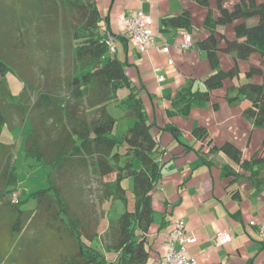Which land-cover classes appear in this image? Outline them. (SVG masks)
<instances>
[{
  "label": "trees",
  "instance_id": "1",
  "mask_svg": "<svg viewBox=\"0 0 264 264\" xmlns=\"http://www.w3.org/2000/svg\"><path fill=\"white\" fill-rule=\"evenodd\" d=\"M99 17L96 0H0V135L9 125L8 114H17L23 121L31 111L36 112L25 133L23 152L48 168V185L21 200L12 146L0 142V264L147 262L144 233L151 222L152 192L161 167L153 158L159 150L150 132L151 124L130 87L126 62H120L105 45L106 33L117 35L109 26L100 29ZM163 24L187 32L190 29L186 13L170 17ZM228 24H234V40H225L224 48L218 50L216 26ZM203 27L209 36L199 47L205 51L212 70L217 65V51L231 55L235 61H245L252 53L264 58V2L239 0L230 10L219 7L218 17H207ZM33 49L50 58L61 55L63 62L67 59L63 79L70 90L69 101L62 104L52 100L46 84L36 100L28 103L29 92L38 88L29 85L23 70L37 64L31 55ZM7 71H14L23 82L17 98L8 92L4 79ZM41 71L47 76L49 70L41 67ZM236 71H213L203 82L206 91L189 94L190 101L201 104L210 91L221 88L223 80L232 78ZM257 73H261L259 69L251 67L247 75ZM56 78L60 80L59 74ZM120 88L128 90L121 104L126 105L133 123L115 136L116 120L107 106L116 101ZM238 92L250 102L247 115L253 123L264 125V85L245 84ZM24 103L28 105L23 107ZM85 107L98 112V117L86 121L82 112ZM204 133L200 128L193 131L200 138ZM221 151L233 161L241 157V152L230 144ZM83 175L114 177L104 183L102 194L105 201L121 203L123 211L110 229L108 226V245L101 240L104 232L88 224L82 215V192L74 180H81ZM129 178L131 211L122 184ZM16 191L18 197L12 201ZM29 200H35L34 209L24 208ZM106 253L114 255L110 261Z\"/></svg>",
  "mask_w": 264,
  "mask_h": 264
},
{
  "label": "crops",
  "instance_id": "2",
  "mask_svg": "<svg viewBox=\"0 0 264 264\" xmlns=\"http://www.w3.org/2000/svg\"><path fill=\"white\" fill-rule=\"evenodd\" d=\"M116 1L96 0L103 21L100 29L109 26L121 37L115 36L111 54L126 62L130 87L157 142L154 161L161 166L152 192L151 222L144 233L146 264H165L167 236L177 220L185 223L187 235L194 238L185 249L194 264H264V240L258 234V224L264 222V125L253 123L247 115L250 102L238 92L245 84L264 85V58L252 53L245 61H235L217 51V65L212 70L199 47L209 36L203 27L207 17L215 19L219 7L230 10L239 0H125L115 7ZM129 11L151 17L153 33L159 36L155 40L171 46L169 55L150 49L140 53L129 45L120 35L117 21L120 14ZM181 13L188 15V32L163 24ZM233 27L216 26L218 50L224 48L225 40H234ZM184 35L191 37L192 46L179 52L176 47ZM168 58L172 65H167ZM251 67L261 73L248 76ZM233 68L237 69L235 75L210 91L204 102L190 101L189 94L206 91L203 82L213 71L226 73ZM125 111L127 129L133 119L128 117L126 106ZM196 128L204 130L202 138L193 134ZM225 144L241 152L237 161L221 151ZM127 209L132 210L128 199ZM220 232L231 240L214 247L213 238ZM105 256L108 260L114 255Z\"/></svg>",
  "mask_w": 264,
  "mask_h": 264
},
{
  "label": "rangeland",
  "instance_id": "3",
  "mask_svg": "<svg viewBox=\"0 0 264 264\" xmlns=\"http://www.w3.org/2000/svg\"><path fill=\"white\" fill-rule=\"evenodd\" d=\"M125 0H118L115 3L116 6L124 4ZM109 4V3H108ZM106 3V9L108 5ZM114 7V8H115ZM102 19L99 17V27L102 28ZM34 60L37 61L35 65H29L23 70L25 71V76L30 82L29 85H36L37 91L32 90L29 92L27 100L29 104L33 103L37 98V93L44 90L45 85L47 84V89L51 99H58L62 104L69 101L70 90L66 87V82L63 79L67 73V59L63 62L62 56L56 58L55 55H52L51 58L49 55L40 52L39 50H34L31 52ZM49 56V57H47ZM41 67L48 69L47 76L42 73ZM57 74L60 76V80L56 78ZM5 83L7 85L8 92L11 96L17 98L19 93L22 91L23 82L21 78L17 76L14 71H7L4 75ZM127 89L120 88L116 92L115 102H111L107 106V111L111 114L116 120V126L114 129V135L119 136L122 131L126 130V121L124 115L125 104H121V101L125 100L127 97ZM6 102H9L6 99ZM24 103L23 107L28 105ZM6 104V103H5ZM120 105H122L120 107ZM84 119L90 121L98 117V112L88 109L82 111ZM36 112H30L27 117L21 121L19 115L8 114L9 125L4 126L3 131L0 135V142L3 144L11 145L12 159L16 167L17 183L19 186V192L21 191V200L27 197L31 192H35L41 188H44L48 185L47 176L48 168L42 166L41 163L36 162L33 158L26 157L23 152V142L25 138V133L27 132L30 124L35 120ZM49 122V121H48ZM129 126V125H128ZM113 176L105 177L104 179H98L95 176H82L81 180H74L75 183L80 184L81 188V203H82V215L86 222L90 225L98 226L100 231H103L104 234L101 235V240H105V245L110 244L108 236V226L111 228V224L119 214L123 211V206L119 202H112L106 200L103 197L102 191L104 189V183L113 180ZM123 187L126 189V197L129 202V208L132 209V180L126 179L123 181ZM18 191V190H17ZM16 191V192H17ZM36 206L35 200H29L24 204L25 209H34ZM104 245V243H102ZM111 259H108L110 261Z\"/></svg>",
  "mask_w": 264,
  "mask_h": 264
},
{
  "label": "built area",
  "instance_id": "4",
  "mask_svg": "<svg viewBox=\"0 0 264 264\" xmlns=\"http://www.w3.org/2000/svg\"><path fill=\"white\" fill-rule=\"evenodd\" d=\"M120 27V35L129 43L136 51L143 53L147 50H154L158 55L167 56L170 53L171 46L165 42L157 43L155 40L159 36H155L152 29V19L150 16L140 11H129L120 14L117 17ZM105 45L110 53L115 51V36L106 33ZM192 42L189 35H184L182 42L176 47L179 52H184L191 48ZM167 65H172L173 61L168 58ZM161 79V78H158ZM18 193L11 195V200L16 201ZM258 234L264 240V222L258 224ZM231 237L220 232L213 238V246L218 247L230 242ZM194 242V238L187 235L185 223L177 220L173 223L171 230L167 236L166 253L164 256L165 264H194L192 258H188L185 249Z\"/></svg>",
  "mask_w": 264,
  "mask_h": 264
},
{
  "label": "water",
  "instance_id": "5",
  "mask_svg": "<svg viewBox=\"0 0 264 264\" xmlns=\"http://www.w3.org/2000/svg\"><path fill=\"white\" fill-rule=\"evenodd\" d=\"M112 1H114V0H112Z\"/></svg>",
  "mask_w": 264,
  "mask_h": 264
},
{
  "label": "clouds",
  "instance_id": "6",
  "mask_svg": "<svg viewBox=\"0 0 264 264\" xmlns=\"http://www.w3.org/2000/svg\"><path fill=\"white\" fill-rule=\"evenodd\" d=\"M18 193V192H17Z\"/></svg>",
  "mask_w": 264,
  "mask_h": 264
}]
</instances>
